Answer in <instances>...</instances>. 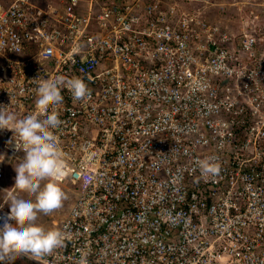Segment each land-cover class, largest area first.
I'll return each mask as SVG.
<instances>
[{
  "label": "built area",
  "instance_id": "built-area-1",
  "mask_svg": "<svg viewBox=\"0 0 264 264\" xmlns=\"http://www.w3.org/2000/svg\"><path fill=\"white\" fill-rule=\"evenodd\" d=\"M0 3V108L62 89L65 246L31 264H264V0ZM236 7L209 21L207 6ZM226 17V16H225ZM0 130V188L22 155ZM19 142V138H18ZM217 158L218 175L198 159ZM9 210L0 208V220ZM9 259L0 257V264Z\"/></svg>",
  "mask_w": 264,
  "mask_h": 264
},
{
  "label": "clouds",
  "instance_id": "clouds-1",
  "mask_svg": "<svg viewBox=\"0 0 264 264\" xmlns=\"http://www.w3.org/2000/svg\"><path fill=\"white\" fill-rule=\"evenodd\" d=\"M230 8L236 7H226L224 16L230 15ZM210 11L207 6L203 18L217 21ZM34 83L37 107L19 114L0 108V130L12 132L13 139L9 143L22 153L12 163L13 184L0 188V208L5 205L9 210L0 220V257L5 259L28 256L39 261L64 247L68 239L65 230L46 227L39 221L41 215L47 216L60 209L67 199L60 183L66 175V160L56 135L63 123L60 119L64 99L62 89L67 88L76 101L86 100L90 90L79 77L66 79L56 74L34 80ZM195 163L205 175L215 176L220 172V164L214 156L198 159ZM80 264H87V253L82 252Z\"/></svg>",
  "mask_w": 264,
  "mask_h": 264
},
{
  "label": "rangeland",
  "instance_id": "rangeland-1",
  "mask_svg": "<svg viewBox=\"0 0 264 264\" xmlns=\"http://www.w3.org/2000/svg\"><path fill=\"white\" fill-rule=\"evenodd\" d=\"M38 1L44 2V0H38ZM51 1L56 2L55 0H51ZM217 1L231 2L232 0H209L210 3H215ZM6 2H9V0H0V3H6ZM223 6L225 7L223 8L222 6H212L211 4H209L208 8L209 10H211L210 13L214 14L215 19H219V17L221 16L225 17L224 15H226L227 13L226 7L228 6L225 4ZM229 10H230V15L226 16L225 18L232 20L238 17V11L236 8H230ZM14 174L15 173L13 171L12 164H10V166H7V175H6V180L3 183V186L9 187L13 184L14 181L12 178ZM61 186L67 195V199L63 202V205L60 209L55 210L53 213L47 216L41 215L39 222L43 223L46 227H52L53 221H56V222L59 221L61 217L63 216V214L65 213V211L67 210L69 203H71V200L73 197V195L71 194V190L73 188L69 186H63V185ZM0 195H2V191H0ZM6 264H30V262L27 260L26 257L24 258L23 256H18V257H13L9 259V261Z\"/></svg>",
  "mask_w": 264,
  "mask_h": 264
}]
</instances>
